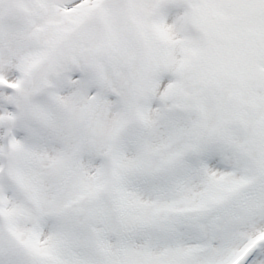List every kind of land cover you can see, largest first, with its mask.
Here are the masks:
<instances>
[{
    "label": "snow or ice",
    "instance_id": "obj_1",
    "mask_svg": "<svg viewBox=\"0 0 264 264\" xmlns=\"http://www.w3.org/2000/svg\"><path fill=\"white\" fill-rule=\"evenodd\" d=\"M0 264H264V0H0Z\"/></svg>",
    "mask_w": 264,
    "mask_h": 264
}]
</instances>
